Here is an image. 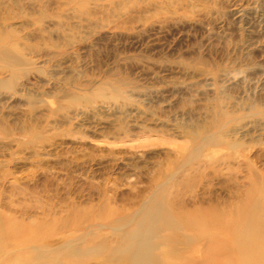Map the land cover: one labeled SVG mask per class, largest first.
<instances>
[{"label": "rangeland", "instance_id": "rangeland-1", "mask_svg": "<svg viewBox=\"0 0 264 264\" xmlns=\"http://www.w3.org/2000/svg\"><path fill=\"white\" fill-rule=\"evenodd\" d=\"M0 36V264L107 242L171 183L262 200L264 0H0Z\"/></svg>", "mask_w": 264, "mask_h": 264}, {"label": "bare ground", "instance_id": "bare-ground-1", "mask_svg": "<svg viewBox=\"0 0 264 264\" xmlns=\"http://www.w3.org/2000/svg\"><path fill=\"white\" fill-rule=\"evenodd\" d=\"M7 45L15 46L10 42ZM4 46L0 36V53L7 55L9 51ZM183 176L185 183L179 182L190 187L189 173L184 172ZM177 185L159 186L156 195L134 219L124 215L117 218L118 225L111 228L113 238L107 242L104 239L89 247L82 243L84 238L66 239V249L49 261L51 264H84L85 260L97 264H264V192L262 200L250 199L251 205L239 212V206L234 207L241 204L239 201L226 206L210 196L209 200L200 199L199 204L187 207ZM121 224L126 226L119 228ZM179 239L192 245L182 254L177 249Z\"/></svg>", "mask_w": 264, "mask_h": 264}]
</instances>
